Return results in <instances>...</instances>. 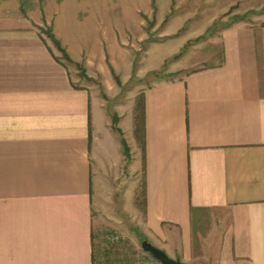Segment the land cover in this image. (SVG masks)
<instances>
[{
    "label": "crops",
    "instance_id": "0c3cea01",
    "mask_svg": "<svg viewBox=\"0 0 264 264\" xmlns=\"http://www.w3.org/2000/svg\"><path fill=\"white\" fill-rule=\"evenodd\" d=\"M171 5L0 0V264H93L94 192L127 172H139L133 229L169 256L264 264V4L209 37L208 64L141 87L129 141L70 67L121 83L160 69L175 53L155 33Z\"/></svg>",
    "mask_w": 264,
    "mask_h": 264
},
{
    "label": "rangeland",
    "instance_id": "374dc122",
    "mask_svg": "<svg viewBox=\"0 0 264 264\" xmlns=\"http://www.w3.org/2000/svg\"><path fill=\"white\" fill-rule=\"evenodd\" d=\"M263 4L264 0H172L170 12L160 19V26L155 33L158 39L171 40L175 53L160 69L144 73L141 71L140 79L135 71L129 80L122 83L119 81L118 84L113 75L109 79L88 77L81 63L70 67L76 69L78 84L91 87L108 117L112 119V116H117L116 125L123 128L125 138L129 141V131L125 124L128 123L131 104H134L141 87L158 80L180 77L188 70L208 64L206 56L210 52V46L206 43L209 42V37L217 33L216 30L239 19L256 18L254 13L260 11ZM150 23L151 27L153 22ZM212 23L215 29L208 33L206 30ZM136 52L133 50L134 55ZM139 52L142 55L144 46L139 48ZM138 55L136 58L141 59ZM64 61L68 62L65 59ZM134 66H138L137 61ZM153 71L159 74L150 75ZM134 179H139V172H127L118 182L113 181L111 186L103 183L94 192L91 229L94 264H138L152 258L141 247V241L147 238H143L144 234L133 229V226H137V221L142 220V213L137 214L138 211L133 206L135 200L131 189ZM200 226L199 229L196 226L193 231L194 252L198 250L197 245L207 247L208 235L212 231V226L206 222Z\"/></svg>",
    "mask_w": 264,
    "mask_h": 264
},
{
    "label": "trees",
    "instance_id": "16d2710c",
    "mask_svg": "<svg viewBox=\"0 0 264 264\" xmlns=\"http://www.w3.org/2000/svg\"><path fill=\"white\" fill-rule=\"evenodd\" d=\"M228 25H225L222 28H224V27H226ZM214 29H215V25H214V23H212L211 26L209 27V29L206 30V31H208V33H209L211 30H214ZM46 34H48L47 37H49L52 40V42L56 46L57 50H59L61 52L62 58H64L65 60L71 62L68 54L66 53L65 50H63V48L60 46L59 42L55 39V37L49 31H46ZM158 74H159L158 72H154L153 74H150V75H158ZM114 78H115L116 82L118 84H120L119 79L116 76H114ZM133 112H134V114H133L134 132H135L136 136L137 135L139 136V133L142 132V125H143V94L141 92L135 98V101H134V111ZM116 123H117V116L114 115V116H112V125L111 126L113 127L114 130L120 132V130L116 127ZM121 144H122V148H123L124 153L128 156V154H129V151H128L129 148L127 146L126 141L123 138H121ZM143 238H145V236H143ZM92 240H93V234H92ZM93 255H94V252H93V244H92V255L91 256H92V261H93V264H94V256Z\"/></svg>",
    "mask_w": 264,
    "mask_h": 264
},
{
    "label": "water",
    "instance_id": "95a60500",
    "mask_svg": "<svg viewBox=\"0 0 264 264\" xmlns=\"http://www.w3.org/2000/svg\"><path fill=\"white\" fill-rule=\"evenodd\" d=\"M141 247L160 264H189L178 258L169 256L163 249L153 245L148 239H143V241H141Z\"/></svg>",
    "mask_w": 264,
    "mask_h": 264
},
{
    "label": "built area",
    "instance_id": "2783aa9c",
    "mask_svg": "<svg viewBox=\"0 0 264 264\" xmlns=\"http://www.w3.org/2000/svg\"><path fill=\"white\" fill-rule=\"evenodd\" d=\"M138 264H156V263L154 262L153 258H149L147 260L145 259L144 261L139 262Z\"/></svg>",
    "mask_w": 264,
    "mask_h": 264
}]
</instances>
